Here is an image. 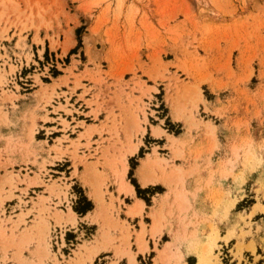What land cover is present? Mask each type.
Here are the masks:
<instances>
[{"label": "rangeland", "instance_id": "1", "mask_svg": "<svg viewBox=\"0 0 264 264\" xmlns=\"http://www.w3.org/2000/svg\"><path fill=\"white\" fill-rule=\"evenodd\" d=\"M141 150L134 178L156 185L142 194L150 205L129 179ZM57 160L53 169L73 173L45 181ZM0 172V215L23 194L19 215L0 216L13 264H93L99 249L111 251L97 264H197L205 252L228 264L229 253H255L264 0H0ZM38 185L45 191H30ZM137 198L144 209L132 216ZM88 202L92 226H80Z\"/></svg>", "mask_w": 264, "mask_h": 264}, {"label": "crops", "instance_id": "2", "mask_svg": "<svg viewBox=\"0 0 264 264\" xmlns=\"http://www.w3.org/2000/svg\"><path fill=\"white\" fill-rule=\"evenodd\" d=\"M51 118H53V119H55V117H51ZM54 128H55V126H53ZM53 127H48L49 129H52ZM226 136H227V133L225 134ZM57 138H59V137H57ZM53 141H55V139L54 138H51ZM36 142H37V140H36ZM54 144L51 142H49V144H48V147L47 146H45V145H43V150H44V154H42V158L44 157V158H46V159H48V154L46 153L48 150H49V148H51L52 146H53ZM38 149H39V146H38ZM147 154V153H146ZM51 155V157H53L54 156V154H53V152L50 154ZM144 157H142V158H140V160H139V163H138V165H137V167H136V169L134 170V172L136 173V170H137V168L139 167V165H140V162H141V159H143ZM18 159V163H16V165L15 166H18V167H22V157H17L16 158V160ZM49 160V159H48ZM50 161V160H49ZM145 161V160H144ZM39 162L41 163L42 162V160H41V158H40V160H39ZM60 161L59 160H57V161H54V164H48L47 165V171H48V173H47V175H45V174H43V175H45V177H44V179H45V181H50L51 180V178H52V180H58V179H62L63 177H62V175H65V177H66V179H69L68 178V174H72L73 173V171H70V172H67V171H59V170H55V169H53L54 167H56V166H60V163H59ZM141 167V166H140ZM23 168V167H22ZM30 169H31V171H34V172H38V168H32V167H30ZM0 174L2 175V172H0ZM22 175H24V173H22ZM136 177V176H135ZM141 180V179H140ZM62 183H64V182H62ZM76 184L77 183V181L76 182H72L71 184ZM139 183V182H138ZM67 184L68 185H71L70 183H69V181L67 182ZM141 185H142V183H141ZM140 185V187L142 188V189H149L150 187H154V186H156V185H150V184H148V185H142L141 186ZM150 185V186H149ZM226 184H224V186H225ZM132 186V185H131ZM35 187H37V188H35ZM35 187H32V188H30V191H33V192H36L37 193V191H35V190H32V189H38V193H42V192H44L45 191V188H44V186L43 185H38V186H35ZM20 189H25V185L23 184L21 187H20ZM133 194H134V192H135V189H134V187L132 186V191H131ZM86 193V192H85ZM29 194H30V192H29ZM15 195H16V197L15 198H13V199H11V200H8V201H6V203H5V206H4V209H5V211H6V214L3 216V214H1L0 216H1V218H3V217H5L6 219L9 217V216H12V213L14 212L16 215H19L20 214V211H19V200H18V198L17 197H23V196H21V195H23V194H20V192H15ZM136 195H137V192H136ZM46 196H48V194L46 195ZM24 198H26L25 196H24ZM71 198H72V195H71V193H69V197H68V199L69 200H71ZM132 198V197H131ZM138 199V198H137ZM144 200V199H143ZM29 201V200H28ZM61 201H62V206L63 207H65V210L64 209H62L63 211H65V212H67V207H68V205L66 204V202H65V200H64V198L62 197L61 198ZM53 202H54V204H56L57 202H58V199L56 198V197H53ZM138 202H143V201H141L140 199H138ZM144 202L146 203V201L144 200ZM144 202H143V204H144ZM71 203V208H72V205L74 204V202L73 201H71L70 202ZM132 203H133V200H132ZM145 205V204H144ZM72 210H73V208H72ZM74 211V210H73ZM93 211V210H92ZM89 212H91V211H89ZM88 212V213H89ZM76 213V212H75ZM87 213V214H88ZM87 214H82L81 216H78V219H77V223H78V225H82V224H84L85 226H88V227H91L92 226V224L90 223V221H88V220H86V216H87ZM78 215V214H77ZM33 220V215H30L29 217H28V222H30V221H32ZM14 221H16V220H14ZM51 222V221H50ZM0 224H1V219H0ZM51 224L53 225V222H51ZM7 227L8 228H10L11 227V224H8L7 225ZM21 229H23V226H21ZM72 230V229H71ZM6 234L7 235H9L10 234V232L9 231H7L6 232ZM226 235V233H224V235L223 236H225ZM6 237H3V236H1L0 237V264H13V262L11 261V258L13 257V253H14V249H10V248H8V246H9V244L11 243V241H9V239H5ZM134 238V237H133ZM235 240L234 239H231L230 241H229V245L230 244H232L233 246H235L236 245V242H234ZM254 241H255V253L253 252V251H251V250H249V249H246V250H244L243 251V254H242V259L240 260L239 258H236V257H234V255H233V253H229L228 255H226V257L228 258V264H257V263H262V264H264V235L263 236H260L259 238H256L255 237V239H254ZM250 242H251V239H247V240H245V245L246 246H248L249 244H250ZM148 243H149V248H150V250L151 251H153L154 250V247L152 248V246H154V241L152 240V239H148ZM59 245L60 246H62V244H61V241H59ZM80 245V244H79ZM229 245H227V247H229ZM144 246H145V244H144ZM224 247L226 246V244H224L223 245ZM94 248H96V245H94ZM5 250H7V256H8V261H7V263H3L2 261V259H3V255H4V251ZM108 251L110 252L111 250H103V249H99V251L97 252V251H95V253H93V255L94 254H96V256L94 257V263L93 264H97V262H98V260L99 261H102V260H104L105 258H107V257H102L104 254H106V253H108ZM57 255H58V258H59V261H61V254L58 252V253H56ZM24 256L25 257H29V255L25 252L24 253ZM139 257L140 256H144L145 257V255L144 254H140V255H138ZM109 258L111 257V256H108ZM249 262H248V261ZM109 262H106L105 264H108ZM87 264H90V263H88L87 262ZM111 264V263H110ZM198 264V263H197Z\"/></svg>", "mask_w": 264, "mask_h": 264}, {"label": "trees", "instance_id": "3", "mask_svg": "<svg viewBox=\"0 0 264 264\" xmlns=\"http://www.w3.org/2000/svg\"><path fill=\"white\" fill-rule=\"evenodd\" d=\"M80 32H81V28L78 29V31H77L78 35L80 34ZM81 44H82V42H81V40H79V44H78L77 48L80 47ZM54 72H56V74H58V71H54ZM139 156L143 157V151L142 150L140 151ZM130 164H131V170L129 172V179L131 180V183L135 186L138 197L143 198L146 201V203L148 205H150L149 204L150 201L142 196L143 192L148 190V189H145V190L141 189L137 180L134 178V169H135V165H136V160L134 158L131 159ZM92 209H93L92 203L88 202L86 207L82 208L81 210H77V211L78 212L80 211L79 213H81V214H86L87 212L91 211Z\"/></svg>", "mask_w": 264, "mask_h": 264}, {"label": "bare ground", "instance_id": "4", "mask_svg": "<svg viewBox=\"0 0 264 264\" xmlns=\"http://www.w3.org/2000/svg\"><path fill=\"white\" fill-rule=\"evenodd\" d=\"M136 150V149H135ZM142 172V170H141ZM141 178V181L142 183L145 185L147 184V182H150L151 180L149 179H146L144 178L143 176L140 177ZM152 182V181H151ZM126 192L127 193H131L132 191V186L130 184H127L126 188H125ZM143 209H144V204L143 202H137V204L134 206V208L132 209V211L129 213L131 214L132 216H137V215H140L142 212H143ZM130 215V216H131ZM159 223V222H158ZM158 227L160 228V226L156 223V225H154L153 227V230L156 231L158 230ZM154 233V232H152ZM156 233V232H155ZM147 245V244H146ZM211 250V249H210ZM198 264H209V254H207V252H205L204 255L201 256Z\"/></svg>", "mask_w": 264, "mask_h": 264}]
</instances>
